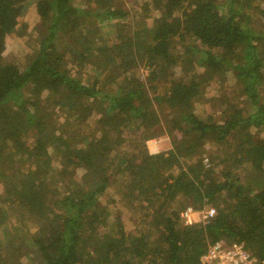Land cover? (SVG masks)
Returning a JSON list of instances; mask_svg holds the SVG:
<instances>
[{
    "label": "trees",
    "instance_id": "1",
    "mask_svg": "<svg viewBox=\"0 0 264 264\" xmlns=\"http://www.w3.org/2000/svg\"><path fill=\"white\" fill-rule=\"evenodd\" d=\"M30 1L0 0V210L20 217L0 222V264H199L218 239L264 260V27L252 28L264 0H143L140 11L34 0L39 36L14 50L17 63L4 51ZM145 16L152 25L138 34ZM68 58L75 70L57 67ZM230 75L240 92L224 89ZM211 81L219 110L200 113ZM56 108L75 125L57 131ZM162 135L171 148L149 153ZM84 166L102 170L85 182ZM109 186L130 227L110 220ZM188 206L215 214L185 224ZM37 222L59 235L38 244Z\"/></svg>",
    "mask_w": 264,
    "mask_h": 264
},
{
    "label": "rangeland",
    "instance_id": "2",
    "mask_svg": "<svg viewBox=\"0 0 264 264\" xmlns=\"http://www.w3.org/2000/svg\"><path fill=\"white\" fill-rule=\"evenodd\" d=\"M143 0H121L117 2L119 5H123L129 9H136L140 11V5ZM101 4V3H100ZM114 5V4H112ZM109 6V5H108ZM102 7H107L106 4H101ZM135 25H136V30L138 34H141L143 29L146 27H150L152 25V21L150 16L149 17H135L134 18ZM23 22L22 25H18V35L12 36L6 43V48L4 51V55L8 56L11 55L12 59H15L17 63H21L19 57H16L14 53V50L20 45V43L24 40H31L34 37L39 36V17L36 12V6L34 3V0L30 1L28 4V10L27 13L24 15V17L21 20ZM25 25V26H24ZM257 27H264V19L256 18L254 17V20L252 22V28H257ZM75 60L72 58H68L66 61H63L62 63L57 64V67H69L71 69L75 68ZM75 70V69H74ZM177 74L181 75V70L179 67L176 68ZM202 71L199 70V72ZM205 74V73H203ZM84 78V76H83ZM205 79H209V76L205 74L204 76ZM230 80L224 82V89L231 88L233 86V92L238 93L241 91V83L238 80L234 79V75H230ZM219 83L211 81L204 89V93L202 94L201 98H199L197 102V106L202 109L199 112L200 113H217L218 112V103H216V97L215 95L219 92ZM264 91V89H263ZM222 106V104H220ZM52 120L53 124L56 128V130H60L62 127H73L75 125L73 122L70 120H67L64 115V111L62 109L56 108L52 112ZM90 131V130H88ZM256 134V137H259V134ZM31 136V135H27ZM146 149L149 153H157L161 151H167L168 149L171 148V143L170 139L167 135H162V136H156L148 139L145 142ZM49 152H52L51 148H49ZM96 153L98 151L96 150ZM203 153L201 157H204L205 163H209L207 161L206 157L207 155L210 154V147H206L205 150L201 152ZM209 158V157H208ZM102 168L97 167V168H92L90 166H84V168H78L76 169L77 176L82 177L83 181L85 182H91L90 180V175L89 173L92 174L93 178H95L100 172ZM17 175L24 181H30L32 178L31 173L29 171H26L24 169L20 170ZM100 200L102 204L110 210V220L117 214L120 215V218L123 221L124 226L130 227L131 222L129 220L128 216V211L122 207L121 201L119 200L118 197L115 196L114 194V186H109L105 192L102 194L100 197ZM196 210V209H195ZM197 219H199V215L195 216ZM19 213L16 207L14 206H6L5 208L0 210V222H6V223H14L16 221H19ZM60 232V228L55 225L52 222L48 223H40L37 222L31 229V236L32 238L38 243H47L55 239ZM117 243H124L127 241L126 237H119L116 239Z\"/></svg>",
    "mask_w": 264,
    "mask_h": 264
},
{
    "label": "built area",
    "instance_id": "3",
    "mask_svg": "<svg viewBox=\"0 0 264 264\" xmlns=\"http://www.w3.org/2000/svg\"><path fill=\"white\" fill-rule=\"evenodd\" d=\"M206 165L209 166V163ZM214 214L215 209L211 206L199 211L188 206L180 212V217L185 224L198 221L207 223ZM196 215H199V219L195 217ZM199 264H264V260L249 251L243 240L227 243L223 239H218L208 244L205 252L200 256Z\"/></svg>",
    "mask_w": 264,
    "mask_h": 264
}]
</instances>
